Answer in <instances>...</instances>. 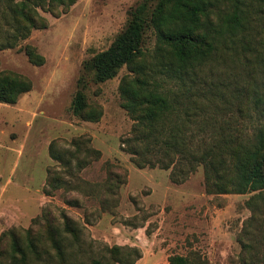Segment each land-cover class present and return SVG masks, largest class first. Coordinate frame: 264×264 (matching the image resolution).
Segmentation results:
<instances>
[{"label":"trees","instance_id":"16d2710c","mask_svg":"<svg viewBox=\"0 0 264 264\" xmlns=\"http://www.w3.org/2000/svg\"><path fill=\"white\" fill-rule=\"evenodd\" d=\"M76 1L0 0V51L47 28L41 12L59 17ZM21 49L30 63L45 62L34 46ZM122 67L120 106L132 124L120 138L121 149L138 168L169 170L174 184L201 167L207 194H252L246 201L251 210L243 223L246 234L238 236V260L264 264V0L137 1L110 45L83 62L72 113L99 121L102 108L87 100V84L109 80ZM31 89L27 76L0 71L1 103L14 104ZM89 142L78 137L67 147L50 143V157L61 170L48 172L45 194L76 188L104 204L117 193L126 176L118 165L106 163L109 176L102 184L77 175L101 155ZM73 178L84 185L71 184ZM65 202L78 204L75 198ZM61 218L44 210L27 228L4 230L0 264H135L142 256L137 246L95 249L75 220L64 213ZM167 261L213 264L198 249L172 253Z\"/></svg>","mask_w":264,"mask_h":264},{"label":"rangeland","instance_id":"374dc122","mask_svg":"<svg viewBox=\"0 0 264 264\" xmlns=\"http://www.w3.org/2000/svg\"><path fill=\"white\" fill-rule=\"evenodd\" d=\"M137 1L77 0L59 17L41 12L47 28L32 30L16 48L0 51V71L32 81V89L16 103L0 102V234L25 229L48 210L60 222L62 213L75 220L95 249L137 246L142 256L136 264H166L170 254L190 249L200 250L213 264H239L238 236L246 234L243 223L251 215L246 201L252 194H207L201 167L181 184L170 181L169 170L136 167L120 145L132 124L118 92L125 67L109 80L87 84V100L102 108L99 121L81 120L71 111L83 62L110 45ZM26 44L44 56L42 65L28 61L21 49ZM78 137L88 138L101 153L77 172L83 182L102 184L109 176L106 163L126 170L125 181L107 203L76 188H59L52 195L43 191L48 172L61 170L50 157V143L67 147ZM81 180L73 178L71 184L84 185ZM65 198L78 204H67ZM159 249L163 256L151 253Z\"/></svg>","mask_w":264,"mask_h":264},{"label":"crops","instance_id":"0c3cea01","mask_svg":"<svg viewBox=\"0 0 264 264\" xmlns=\"http://www.w3.org/2000/svg\"><path fill=\"white\" fill-rule=\"evenodd\" d=\"M149 254H153V253H158L159 254V256L161 257V256H163V249H159L158 251H152L151 253L150 252H148ZM139 260V259H138ZM138 262V261H137ZM136 264V263H135ZM166 264H168V261H167V257H166Z\"/></svg>","mask_w":264,"mask_h":264}]
</instances>
